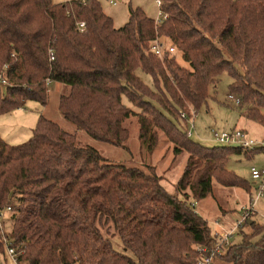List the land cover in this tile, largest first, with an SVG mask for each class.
I'll return each instance as SVG.
<instances>
[{"label":"trees","instance_id":"16d2710c","mask_svg":"<svg viewBox=\"0 0 264 264\" xmlns=\"http://www.w3.org/2000/svg\"><path fill=\"white\" fill-rule=\"evenodd\" d=\"M157 1L167 19L130 5L116 27L99 0H0V115L30 101L46 105L50 84L60 82L68 87L62 117L94 139L127 148L135 117L150 150L163 133L176 154L188 153L171 193L154 166L110 162L44 114L23 143L0 135V208L12 209L0 229V264L9 263V248L18 264H198L202 248L216 246L192 198L211 194L214 181L250 189L228 161L264 147L210 146L183 125L223 73L233 79L229 94L248 105L246 117L264 125V0ZM246 223L250 231L241 226V241L218 255L227 264H264V223Z\"/></svg>","mask_w":264,"mask_h":264},{"label":"rangeland","instance_id":"374dc122","mask_svg":"<svg viewBox=\"0 0 264 264\" xmlns=\"http://www.w3.org/2000/svg\"><path fill=\"white\" fill-rule=\"evenodd\" d=\"M65 1L69 0H52L53 3ZM99 1L104 11L113 18L116 27L124 26L128 21L130 5L142 7L149 16L154 18L160 13V6L157 0H116V4H113L111 0ZM176 53L178 61L184 63L181 53ZM138 74L146 83L152 85L150 75L141 70L138 71ZM232 81L233 79L228 73H223L216 85L210 88L211 97L208 99L207 104L199 109L192 122L193 117L186 122L184 121V125L182 124L184 130L192 132L191 138L193 140L210 146L217 145L218 143L214 141L212 135V128L229 130L236 127L245 130L251 128L249 130L251 137L256 139L264 138V125L247 118L245 115L248 105H237L235 101L229 99V84ZM67 91L68 87L66 85L60 82H52L49 86L46 105H42L37 101H30L27 103L25 111L16 110L0 115V135L11 144L23 143L32 135V130L36 126L40 114H44L59 123L66 131L76 133L82 143L98 149L110 162L145 169L149 166H154L157 174L161 177L164 187L171 193L177 192V183L188 158L186 151L176 154L174 152V144L163 133H159L157 146L150 150L139 138L138 124L135 117L128 123L130 137L127 141V148L94 139L86 132L78 130L74 124L62 117L59 111V99ZM136 110L139 111V109ZM182 118L183 116L181 115ZM227 166L249 182L251 187L250 189L227 187L214 181L211 194L198 200L192 198L197 212L208 220L212 231H230L235 227L236 221L241 218L242 212L254 203L257 187L261 180L252 178L251 168L264 169V151L255 152L251 156H247L245 152L233 154ZM254 207L256 211L252 219L264 223V196L256 201ZM242 227L244 231H250L248 223ZM234 229L235 234L230 238V242L237 243L241 241L242 235L240 234V227ZM105 234L110 237L116 250L134 257V254L124 247L118 235L107 234L106 232ZM8 259V264H14L9 256ZM213 264L227 263L217 256Z\"/></svg>","mask_w":264,"mask_h":264},{"label":"built area","instance_id":"2783aa9c","mask_svg":"<svg viewBox=\"0 0 264 264\" xmlns=\"http://www.w3.org/2000/svg\"><path fill=\"white\" fill-rule=\"evenodd\" d=\"M113 4H116V0H111ZM158 5H161V1H157ZM168 14L165 12L160 11V13L157 16V22H162V20L168 18ZM81 27H84V23H81ZM152 49L156 52L157 55L162 56L163 51V45L160 42H155L152 45ZM168 50L171 52L175 51L174 46L168 47ZM1 74H0V81H1ZM229 99L235 101L237 105L241 104L240 98H237L234 94H229ZM180 114L183 116V118L186 117L184 112H180ZM194 117L192 118L191 122L193 121ZM190 122V123H191ZM212 135L214 138V141L217 142L220 145H227V146H234V147H242L244 149H254L257 147H264V138L263 139H256L250 136L249 132L242 128H232L229 130H219L212 128ZM187 135L189 137L192 136V132L188 130ZM252 178L255 180H261L257 187V194L254 198V203L246 208L242 212V216L240 219L236 221V225L234 228L241 227L245 224V222L252 218V216L255 214V207L254 204L258 199L264 196V169H257L256 167H252ZM11 207H6L4 209L0 208V229L5 228V221L10 218L11 215ZM232 228L230 231L225 232H215V234L218 237V242L215 247L212 249H208L206 247H203L202 249L205 251H208V254L204 256L202 259L199 260L198 264H213L214 259L220 255L221 253H224V249L230 245V238L235 234V229ZM8 255L10 259L14 262V264H18L16 259V253L13 248L8 249Z\"/></svg>","mask_w":264,"mask_h":264},{"label":"crops","instance_id":"0c3cea01","mask_svg":"<svg viewBox=\"0 0 264 264\" xmlns=\"http://www.w3.org/2000/svg\"><path fill=\"white\" fill-rule=\"evenodd\" d=\"M18 110H24V111H25L26 108H20V109H17V111H18ZM250 129H251V128H250ZM250 129H246V130L250 133V131H249ZM215 232H220V231L217 230V231H215ZM222 232H224V231H222Z\"/></svg>","mask_w":264,"mask_h":264}]
</instances>
